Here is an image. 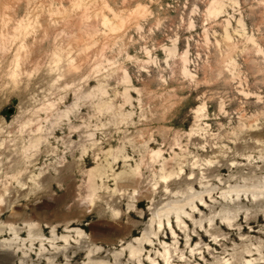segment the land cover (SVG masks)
<instances>
[{"label": "clouds", "instance_id": "1", "mask_svg": "<svg viewBox=\"0 0 264 264\" xmlns=\"http://www.w3.org/2000/svg\"><path fill=\"white\" fill-rule=\"evenodd\" d=\"M0 264H264V0H0Z\"/></svg>", "mask_w": 264, "mask_h": 264}]
</instances>
